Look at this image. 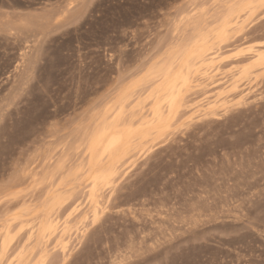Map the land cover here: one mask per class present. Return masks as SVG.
Instances as JSON below:
<instances>
[{
	"label": "rangeland",
	"instance_id": "1",
	"mask_svg": "<svg viewBox=\"0 0 264 264\" xmlns=\"http://www.w3.org/2000/svg\"><path fill=\"white\" fill-rule=\"evenodd\" d=\"M0 264H264V0H0Z\"/></svg>",
	"mask_w": 264,
	"mask_h": 264
},
{
	"label": "bare ground",
	"instance_id": "2",
	"mask_svg": "<svg viewBox=\"0 0 264 264\" xmlns=\"http://www.w3.org/2000/svg\"><path fill=\"white\" fill-rule=\"evenodd\" d=\"M189 50H190V49H189ZM188 53H189V51H188ZM177 54H178V53H177ZM185 55H186V54H185ZM185 55H184V56H185ZM190 55H191V54H190ZM184 56H183V58H184ZM186 57L188 58V56H186ZM186 57H185V58H186ZM189 57H190V56H189ZM183 58H182V60H184ZM186 60H187V59H186ZM186 60H185V61H186ZM190 60H191V59H190ZM192 60H193V59H192ZM158 62H159V61H158ZM180 62H181V61H180ZM192 62H193V61H192ZM189 63H190V62H189ZM156 64H157V63H156ZM182 64H184V62H183ZM179 65L181 66V64H179ZM159 66H160V65H159ZM171 66H172V65H171ZM188 66H189V64H188ZM160 67H161V66H160ZM160 67H159V69H161ZM169 67H170V66H169ZM155 68H156V67H155ZM155 68H154V70H155ZM172 69H173V68H172ZM179 69H180V67H179ZM188 69H189V68H188ZM162 70H163V69H162ZM147 71H148V70H147ZM160 71H161V70H160ZM185 71H186V70H185ZM155 72L157 73V72H159V71L156 70ZM162 72H163V71H162ZM159 73H160V72H159ZM145 74H146V73H145ZM180 74H181V72H180ZM160 75H161V74H160ZM185 75H186V73H185ZM156 76H157V75H156ZM158 76H159V75H158ZM178 76H179V75H178ZM182 76H183V75H182ZM153 77H155V76H153ZM161 77H162V76H161ZM180 77H181V75H180ZM186 79H187V78H186ZM186 81H187V80H186ZM186 81H185V83H186ZM183 83H184V82H183ZM180 87H182V83H181ZM120 91H121V90H120ZM180 91H181V90H179V93H180ZM176 94H177V93H176ZM170 95H173V93H170ZM173 97H174V95H173ZM176 98H177V96H176ZM176 98H174V99H176ZM168 101H169V100H168ZM168 101H167V102H168ZM169 103H171V102H169ZM172 103H173V101H172ZM169 105H170V104H169ZM171 105H172V104H171ZM87 126H88V125H87ZM90 127H91V126H90ZM90 127H88V128H90ZM103 127H104V126H103ZM104 128H106V127H104ZM113 128H115V127H113ZM109 129H110V128H109ZM103 130H104V129H103ZM106 130H107V129H106ZM111 130H112V129H110V131H111ZM116 131H117V130H116ZM116 131H114V129H113V134H114V132H116ZM120 131H121V130H120ZM125 131H126V130H125ZM89 132H90V131H89ZM104 132L107 133L106 136L108 137V133H110V132H106V131H104ZM130 132H131V131H130ZM130 132H129V133H130ZM129 133H128V135H129ZM97 134L99 135L100 133L98 132ZM97 134H96V137L98 136ZM111 134H112V133H111ZM120 134H122V132H120ZM100 135H101V134H100ZM100 135H99V136H100ZM99 136H98V137H99ZM115 136H116V134H115ZM121 136L123 137V135H121ZM98 137L95 138V139H98ZM101 137H102V136H101ZM109 138H110V135H109ZM86 139H87V138H86ZM95 139H94V141H95ZM92 141H93V140H92ZM100 141H101V138H100ZM118 141H119V137H114V138H112V139H111L106 145H103V144H102L101 147H100V148H101L100 150H102V151H101V156L105 155V154L108 153V152H111L112 148H113L115 145L117 146V142H118ZM102 142H103V141H102ZM102 142H100V144H101ZM93 143L95 144V142H93ZM98 143H99V142H98ZM98 143H97V145H98ZM119 143H120V141H119ZM94 144H92V145L95 146L96 144H95V145H94ZM99 146H100V145H99ZM99 146H98V147H99ZM116 146H115V147H116ZM96 147H97V146H96ZM117 147L120 148V146H117ZM119 148H118V149H119ZM90 149H92V148H90ZM93 149H94V147H93ZM93 149H92V150H93ZM93 151H94V150H93ZM98 152H99V148H98ZM91 153H92V152H91ZM110 154H111V153H110ZM108 155H109V154H108ZM96 156H97V153H96ZM109 156H110V155H109ZM98 157H100V156H98ZM92 160L95 161V159H92ZM96 160H97V157H96ZM97 163H98V162H97ZM91 212H92V211H91ZM96 216H97V215H96ZM55 218L57 219V217H55ZM56 219H54L53 221H55ZM97 219H98V217H97Z\"/></svg>",
	"mask_w": 264,
	"mask_h": 264
}]
</instances>
